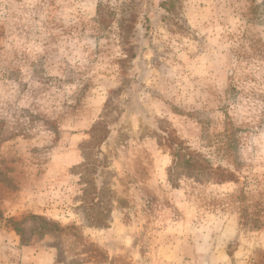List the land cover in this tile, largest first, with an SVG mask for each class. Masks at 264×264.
<instances>
[{
    "label": "rangeland",
    "instance_id": "374dc122",
    "mask_svg": "<svg viewBox=\"0 0 264 264\" xmlns=\"http://www.w3.org/2000/svg\"><path fill=\"white\" fill-rule=\"evenodd\" d=\"M0 264H264V0H0Z\"/></svg>",
    "mask_w": 264,
    "mask_h": 264
},
{
    "label": "trees",
    "instance_id": "16d2710c",
    "mask_svg": "<svg viewBox=\"0 0 264 264\" xmlns=\"http://www.w3.org/2000/svg\"><path fill=\"white\" fill-rule=\"evenodd\" d=\"M119 23H122V19L118 20V27L122 28V24H119Z\"/></svg>",
    "mask_w": 264,
    "mask_h": 264
}]
</instances>
